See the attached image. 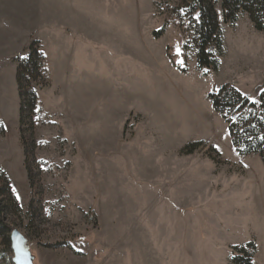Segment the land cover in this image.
<instances>
[{
	"label": "rangeland",
	"instance_id": "obj_1",
	"mask_svg": "<svg viewBox=\"0 0 264 264\" xmlns=\"http://www.w3.org/2000/svg\"><path fill=\"white\" fill-rule=\"evenodd\" d=\"M221 1L208 72L181 0H0V175L34 264H232L250 242L264 264V165L237 154L209 99L232 85L259 103L264 33L224 24ZM36 42L22 134L17 69ZM13 259L0 238V264Z\"/></svg>",
	"mask_w": 264,
	"mask_h": 264
},
{
	"label": "trees",
	"instance_id": "obj_2",
	"mask_svg": "<svg viewBox=\"0 0 264 264\" xmlns=\"http://www.w3.org/2000/svg\"><path fill=\"white\" fill-rule=\"evenodd\" d=\"M186 16L191 20L194 44L197 49V64L201 71L218 72L221 59L225 55L224 33L218 17L216 6L218 0H181ZM223 23L231 27L242 16H248L254 28L264 33V0H222ZM197 15L195 19L194 16ZM163 31L154 35L161 37ZM33 43L29 55L19 61L17 69V86L20 98V126L23 134L24 114L34 112L37 105V87L39 72L44 66L45 58ZM34 84V85H33ZM35 86V89L33 88ZM259 103L252 102L246 95L232 85H224L217 92L209 95L214 110L228 125L232 144L239 156H258L264 165V85L258 90ZM22 143L25 146L24 139ZM204 146L197 142L190 144L187 154H193ZM3 178L0 188V238L11 243L9 217L20 214L21 207L13 194L7 178ZM232 264H253L257 252L256 243L235 247Z\"/></svg>",
	"mask_w": 264,
	"mask_h": 264
},
{
	"label": "water",
	"instance_id": "obj_3",
	"mask_svg": "<svg viewBox=\"0 0 264 264\" xmlns=\"http://www.w3.org/2000/svg\"><path fill=\"white\" fill-rule=\"evenodd\" d=\"M10 241L14 252V264H34L29 241L18 229L12 231Z\"/></svg>",
	"mask_w": 264,
	"mask_h": 264
}]
</instances>
